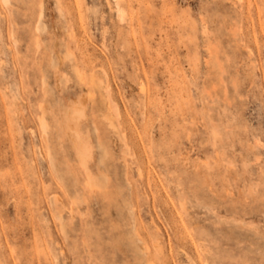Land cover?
<instances>
[{
  "label": "rangeland",
  "instance_id": "obj_1",
  "mask_svg": "<svg viewBox=\"0 0 264 264\" xmlns=\"http://www.w3.org/2000/svg\"><path fill=\"white\" fill-rule=\"evenodd\" d=\"M119 1L0 0V264H264V0Z\"/></svg>",
  "mask_w": 264,
  "mask_h": 264
},
{
  "label": "bare ground",
  "instance_id": "obj_2",
  "mask_svg": "<svg viewBox=\"0 0 264 264\" xmlns=\"http://www.w3.org/2000/svg\"><path fill=\"white\" fill-rule=\"evenodd\" d=\"M4 1H5L6 3H10V0H4ZM117 1L120 2L119 0H116V3H117V4H118ZM118 5H120V4H118ZM119 7H120V6H119ZM119 7H118V8H119ZM121 7H122V6H121ZM121 7L119 8V12H122V11L124 12V10H122ZM41 12H42V11H41ZM42 14H43V13H42ZM121 14L124 15V13H121ZM40 15H41V13H40ZM41 16H42V15H41ZM119 16H120V14H119ZM79 17H80V16H79ZM41 18H42V17H41ZM41 18H39V19H41ZM122 18H123V17H122ZM123 20H124V19H123ZM80 23H81V22H80ZM41 25H42V24H41ZM38 26H39V25H38ZM43 26H44V25H43ZM40 27L42 28V26H40ZM37 29H38V28H37ZM42 31H43V30H42ZM12 35H13V34H12ZM73 38H74V37H73ZM37 39H38V38H37ZM78 39H79V38H78ZM14 40H17V38H16V39L14 38ZM14 42H16V41H14ZM37 42H38V41H37ZM39 43H40V42H39ZM105 46H106V45H105ZM67 51H68V50H67ZM58 52H59V51H58ZM69 52H70V51H69ZM66 53L68 54V52H66ZM66 53H65V54H66ZM65 54L63 53L64 57L66 56ZM71 54H72V52H71ZM69 56H70V55H69ZM59 57H60V56H59ZM71 57H72V56H70V58H71ZM60 58H61V57H60ZM70 58H69V61L73 62L72 60H70ZM72 58H74V57H72ZM86 58H87V57H86ZM86 58H85V59H86ZM66 59H68V56L66 57ZM53 60H54V59H53ZM61 60H62V59H61ZM87 60H90V59H87ZM57 61H58V60H57ZM92 61H93V60H92ZM52 63H53V62H52ZM88 63H89V62H88ZM61 64H62V62H61ZM71 66H72V64H71ZM89 67H90V66H89ZM71 68H72V67H71ZM73 68H74V66H73ZM77 68H78V66H76V69H74V70L77 71L76 73L80 72L79 69H77ZM104 71H106V70H104ZM46 73H47V72H46ZM49 73H50V72H48V74H49ZM63 74H64V73H63ZM79 74H80V73H79ZM79 74H78V77L81 76V75L79 76ZM82 74H83V72H82ZM90 74L93 75V71L90 72ZM64 75H66V74H64ZM92 75H91V76H92ZM57 76H58V75H57ZM82 77H83V76H82ZM82 77H80V78H82ZM93 77H95V76H93ZM93 77L90 78V79L93 80V81L91 80L92 82L95 81ZM112 77H113V76H112ZM42 78H43V77H42ZM65 78L67 79V77H65ZM65 78H64V79H65ZM58 80H59V79H58ZM67 80H69V79H67ZM79 80H80V79H79ZM76 81H77V79H76ZM88 81H89V80H88ZM99 81H101V80H99ZM99 81H98V82H99ZM69 82H70V81H69ZM80 82H81V80H80ZM99 83H100V82H99ZM44 84H45V83H44ZM44 84H43V86H44ZM66 84H68V83H66ZM83 84H84V83H83ZM94 84L96 85V82H94ZM101 84H103L102 81H101ZM87 85H88V83H87ZM95 85H94V86H95ZM106 86H107V85H106ZM96 87H97V86H95V88H96ZM110 87H111V86H110ZM100 88H101V87H100ZM106 89H108V86L106 87ZM88 92H89V91H88ZM88 92H87V94L89 95L90 93H88ZM109 92L111 93L110 89H109L108 93H109ZM106 93H107V92H106ZM44 94H47V93L44 92ZM92 94H93V93H92ZM92 94H91V96H92ZM81 95H82V94H81ZM81 95H80V96H81ZM84 96H85V98H86V95H84ZM89 97H90V96H88V98H89ZM79 98H80V97H79ZM85 98H84V100H85ZM109 98H110V95H109ZM111 98H112V97H111ZM80 99H81V98H80ZM86 99H87V98H86ZM111 101H112V100H111ZM113 101H114V100H113ZM79 102H80V101H79ZM77 103H78V102H77ZM85 103H86V102H85ZM109 103H110V105H111L110 99H109ZM109 103H108V104H109ZM114 103H115V102H114ZM116 103H117V102H116ZM81 104H82V102H81ZM76 105H77V104H76ZM84 105H85V104H84ZM42 106H43V105L41 104V107H42ZM79 106H80V105H79ZM41 107H40V109H41ZM77 107H78V106H77ZM109 107L111 108L112 105L109 106ZM113 107H115V106H113ZM113 107H112V108H113ZM118 107H119V106H118ZM118 107H116V108H118ZM74 108H75V105H74ZM85 108H86V107H85ZM119 108H120V107H119ZM78 109H79V108H78ZM44 110H45V109H44ZM75 110H76V108H75ZM115 110H116L115 113L118 114L119 110H118V112H117V109H115ZM75 112H79V110H78V111L76 110ZM82 113H83V111H82ZM111 113H112V112H111ZM113 113H114V112H113ZM44 114H45V113H44ZM44 114L42 113V115H44ZM73 114H74V112H73ZM76 114H78V113H76ZM74 115H75V114H74ZM74 115H73V117H74ZM75 116H76V115H75ZM78 116H79V115H78ZM77 118H78V117H77ZM79 118H80V117H79ZM40 120H41V124H42L43 128L46 129V128L48 127V122H47L46 118L43 116V117H40ZM73 120L75 121V119H73ZM67 121H68V120H67ZM77 121H78V119H77ZM77 121H76V122H77ZM76 122H75V123H76ZM78 122H79V121H78ZM67 123H68V122H67ZM71 125L74 126L73 124H71ZM78 125H79V123H78ZM116 125H117V124H116ZM68 126H69V125H68ZM72 126H70V127H72ZM108 126H109V125H108ZM74 127H75V126H74ZM77 128H79V127L77 126ZM74 129H75V128H74ZM75 132H76V131H75ZM80 132H82V131L80 130ZM79 134H80V133H79ZM81 134H82V133H81ZM77 136H78V135H77ZM79 136H80V135H79ZM79 136H78V138H79ZM87 137H88V136H87ZM80 139H81V138H80ZM86 140H87V139H86ZM78 141H79V139H78ZM79 142L81 143V140H80ZM79 142H75V147H76L77 151L79 152V154L81 153V155L83 156V153H84L85 151H84L83 147L79 144ZM82 144H83V143H82ZM86 145H88L87 142H86ZM86 145H85V146H86ZM90 146H91V145H90ZM86 147H87V146H86ZM87 148H88V147H87ZM87 148H86V149H87ZM89 149H90V147L88 148V150H89ZM88 150H87V152H88ZM104 152H106L105 148H104ZM84 155H85V153H84ZM89 156H90V154H89ZM83 157H84V156H83ZM86 157H88L87 154H86ZM81 159L84 160L83 162L81 161L83 164L87 162V161H85V160H86L85 157H84V158H81ZM85 167H86L85 169L88 168L86 165H85ZM87 170H88V169H87ZM88 173H89V172H88ZM88 173H87V174H88ZM90 174H91V172H90ZM90 174H89L88 176H89V179L92 180L93 177H91L92 174H91V175H90ZM76 198H77V197L75 196V199H76ZM78 198H79V197H78ZM73 201H75V200H73ZM76 201H77V199H76ZM76 201H75V202H76ZM79 201H80V199H78V202H79ZM69 204H70V203H69ZM73 207H74V206H73ZM134 208H135V207H134ZM70 209H72V208L70 207ZM70 209H69V210H70ZM74 211H75V210H74ZM73 213H74L73 210H70V214H71L72 217L75 215V214L73 215ZM59 218L61 219V228H62L63 232L66 233L65 223H64L63 220H62V215H61V214H59ZM151 255H152V254H151ZM151 264H152V263H151Z\"/></svg>",
  "mask_w": 264,
  "mask_h": 264
}]
</instances>
